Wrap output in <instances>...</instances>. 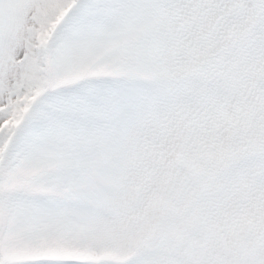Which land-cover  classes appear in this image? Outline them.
I'll return each instance as SVG.
<instances>
[{"label": "snow or ice", "instance_id": "obj_1", "mask_svg": "<svg viewBox=\"0 0 264 264\" xmlns=\"http://www.w3.org/2000/svg\"><path fill=\"white\" fill-rule=\"evenodd\" d=\"M0 264H264V0H0Z\"/></svg>", "mask_w": 264, "mask_h": 264}]
</instances>
